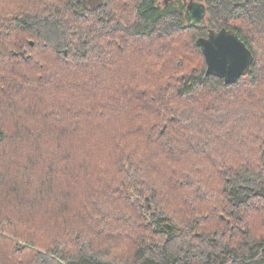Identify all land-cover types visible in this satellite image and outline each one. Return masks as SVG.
Returning <instances> with one entry per match:
<instances>
[{
  "label": "trees",
  "instance_id": "obj_1",
  "mask_svg": "<svg viewBox=\"0 0 264 264\" xmlns=\"http://www.w3.org/2000/svg\"><path fill=\"white\" fill-rule=\"evenodd\" d=\"M185 1L0 0V264H264V0Z\"/></svg>",
  "mask_w": 264,
  "mask_h": 264
},
{
  "label": "water",
  "instance_id": "obj_2",
  "mask_svg": "<svg viewBox=\"0 0 264 264\" xmlns=\"http://www.w3.org/2000/svg\"><path fill=\"white\" fill-rule=\"evenodd\" d=\"M184 18L187 27L202 28L207 25V7L200 0H189ZM196 46L204 56L206 76L222 79L226 84H236L249 74L253 54L235 32L210 29L206 38L197 40Z\"/></svg>",
  "mask_w": 264,
  "mask_h": 264
},
{
  "label": "rangeland",
  "instance_id": "obj_3",
  "mask_svg": "<svg viewBox=\"0 0 264 264\" xmlns=\"http://www.w3.org/2000/svg\"><path fill=\"white\" fill-rule=\"evenodd\" d=\"M102 0H83V2L81 3V11L86 12L87 9L94 7L98 4H100ZM189 0H186L185 3L188 4Z\"/></svg>",
  "mask_w": 264,
  "mask_h": 264
},
{
  "label": "flooded vegetation",
  "instance_id": "obj_4",
  "mask_svg": "<svg viewBox=\"0 0 264 264\" xmlns=\"http://www.w3.org/2000/svg\"><path fill=\"white\" fill-rule=\"evenodd\" d=\"M189 3V2H188Z\"/></svg>",
  "mask_w": 264,
  "mask_h": 264
}]
</instances>
